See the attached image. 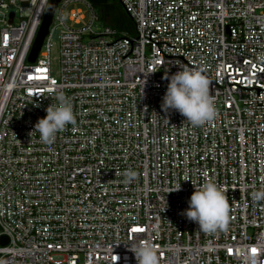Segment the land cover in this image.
Returning a JSON list of instances; mask_svg holds the SVG:
<instances>
[{"label": "built area", "instance_id": "built-area-1", "mask_svg": "<svg viewBox=\"0 0 264 264\" xmlns=\"http://www.w3.org/2000/svg\"><path fill=\"white\" fill-rule=\"evenodd\" d=\"M119 1L133 35L60 0L29 62L49 0H0V264H136L145 240L160 264H264V0ZM182 67L209 79L212 122L162 109ZM59 91L75 122L45 144ZM208 180L229 205L213 233L184 214Z\"/></svg>", "mask_w": 264, "mask_h": 264}, {"label": "clouds", "instance_id": "clouds-1", "mask_svg": "<svg viewBox=\"0 0 264 264\" xmlns=\"http://www.w3.org/2000/svg\"><path fill=\"white\" fill-rule=\"evenodd\" d=\"M171 77L162 97V109L176 110L193 126L199 127L212 122L217 116L215 101L210 94V81L203 69L182 67ZM56 103L46 108V115L38 119L34 130L41 142L51 144L59 132L75 122V113L70 99L59 91L55 94ZM125 182H131L136 172H124ZM180 186L171 191L179 190ZM264 197V192L254 194L255 199ZM184 214L195 222L205 233H213L228 222L229 205L225 191L214 181L208 180L195 187L188 200ZM136 264H160L158 250L151 241L145 240L130 247ZM117 259L116 256L113 257Z\"/></svg>", "mask_w": 264, "mask_h": 264}, {"label": "trees", "instance_id": "trees-1", "mask_svg": "<svg viewBox=\"0 0 264 264\" xmlns=\"http://www.w3.org/2000/svg\"><path fill=\"white\" fill-rule=\"evenodd\" d=\"M95 9L98 20L112 27L117 36L133 35L135 23L119 0H86Z\"/></svg>", "mask_w": 264, "mask_h": 264}, {"label": "water", "instance_id": "water-1", "mask_svg": "<svg viewBox=\"0 0 264 264\" xmlns=\"http://www.w3.org/2000/svg\"><path fill=\"white\" fill-rule=\"evenodd\" d=\"M60 2V0H49L46 12L44 14L42 23L38 29L37 35L35 37L33 46L31 48L30 54L28 56V61L29 62H34L40 47L42 45V42L44 40V37L47 35L48 33V29L50 24L52 23V18H53V14L54 11L57 7V4ZM12 17V14H11Z\"/></svg>", "mask_w": 264, "mask_h": 264}, {"label": "rangeland", "instance_id": "rangeland-1", "mask_svg": "<svg viewBox=\"0 0 264 264\" xmlns=\"http://www.w3.org/2000/svg\"><path fill=\"white\" fill-rule=\"evenodd\" d=\"M74 7V5H71L69 8ZM75 7L81 8L83 10H85V6L81 3L76 4ZM103 24L100 22H95L94 24V29L95 31H102L103 29ZM53 42V46L51 48V52H50V57H51V70L53 72V74H56V70L58 69L59 65H58V40L57 39H52Z\"/></svg>", "mask_w": 264, "mask_h": 264}, {"label": "snow or ice", "instance_id": "snow-or-ice-1", "mask_svg": "<svg viewBox=\"0 0 264 264\" xmlns=\"http://www.w3.org/2000/svg\"><path fill=\"white\" fill-rule=\"evenodd\" d=\"M260 71H264V69H260ZM133 231H140V229H134ZM255 252H256V250L253 249V253H255Z\"/></svg>", "mask_w": 264, "mask_h": 264}]
</instances>
